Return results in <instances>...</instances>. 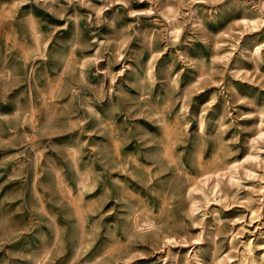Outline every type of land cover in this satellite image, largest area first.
I'll return each mask as SVG.
<instances>
[{
	"label": "rangeland",
	"instance_id": "rangeland-1",
	"mask_svg": "<svg viewBox=\"0 0 264 264\" xmlns=\"http://www.w3.org/2000/svg\"><path fill=\"white\" fill-rule=\"evenodd\" d=\"M92 1L35 4L50 42L32 77L35 122L24 117L30 58L8 46L7 20H0V62L20 67L0 76V264H35L45 253L42 264H164L167 235L183 243L174 246L179 264H241L245 242L264 264V20H244L264 17V0ZM74 6L82 14L78 30ZM20 40L32 44L28 34ZM257 43L260 51L250 52ZM59 75L68 91L54 99L43 90ZM162 111L178 126L183 166L154 160ZM113 133L123 157L137 155L151 175L132 163L121 169ZM215 153L254 156L238 162L233 184L223 176L216 199L192 214L190 200L200 194L187 176L201 178L197 155ZM85 170L97 183L84 194L96 204L82 233L57 176L76 196ZM118 178L152 208L157 228L135 225ZM194 249L199 260L186 254Z\"/></svg>",
	"mask_w": 264,
	"mask_h": 264
},
{
	"label": "bare ground",
	"instance_id": "bare-ground-1",
	"mask_svg": "<svg viewBox=\"0 0 264 264\" xmlns=\"http://www.w3.org/2000/svg\"><path fill=\"white\" fill-rule=\"evenodd\" d=\"M68 1L72 3L74 0ZM77 1L83 5L93 4L92 0ZM57 3L60 4V0H0V20H7L5 40L8 43V46L18 47L26 60L30 58V63L26 69V76L29 81V95L31 97L28 99V107L24 117L25 119H28L32 122L34 121L36 112V106L34 100L32 99V77L36 70V60L40 57H47V50L50 43L49 39H44L42 19L37 13L35 4L45 5L48 6V8L52 9L57 6ZM192 12L194 13V15L197 14V8H194ZM70 16L75 21L74 23H76L77 30L80 29L79 26L80 20L82 19V14L76 6H74L73 12L70 14ZM244 20L245 23H249L250 21L258 23L259 21L264 20V17L260 14H256L252 17H244ZM170 24H173L172 20H170ZM174 25H172L173 32L178 34L179 26L178 24L177 26ZM23 34H28L30 36V41L32 44L28 45L20 40V36ZM233 46L236 47V44H233ZM260 49L261 44L257 43L256 45L251 46L250 52L256 53L259 52ZM61 57H65L64 69H67L69 66V59H67L66 56ZM12 71L20 72V67L18 66V64L15 66H9L7 64V61L0 62V76L6 75ZM66 91H68V86L65 85L63 76L59 75L58 77L50 79L48 81L45 90H43V93L50 96L51 98L60 99ZM91 110L96 115L100 114V110H98L96 107H92ZM113 114L114 110L110 112L111 120L115 118V114ZM162 119L163 130L159 137L160 145L158 146L157 151L154 154V160L160 165L172 163L174 165L183 166L182 157L177 147L178 126L174 121L170 120L167 117L164 111H162ZM111 123L113 124V121H111ZM200 125L202 127L203 122H201ZM10 129H13V127H10ZM113 135L114 138L112 141V147L114 153L119 159V165L122 167L121 169L126 171L127 168L130 167L129 165L132 163L135 165V167L140 168L141 172L151 175V165L141 164L137 155L128 154L127 156L123 157L122 141L117 133H113ZM73 153L76 152L74 151ZM253 156L254 155L248 154L246 156V159ZM241 159V157H235L233 159H223L221 155L215 153L207 160L205 159L203 154L197 155L195 161L198 168L201 170L200 175H202V177L197 178V176L194 175L187 176L190 182L191 190L196 191L200 194L194 195L190 200L189 208L192 214L196 213V211H198L202 206H206L208 201H211L213 198L216 199L217 194L221 192V180L223 176H226L227 181L232 184L237 180L236 175L238 174V162L246 160ZM131 175H134V173L131 172ZM57 179L58 185L61 186L65 194L70 197L72 205L75 209V215L79 219V225L83 233L86 227V222L88 221L87 219L89 218V215L91 214L93 207L96 204V201L94 199H90L89 201L86 200L84 194L87 190L92 189L96 185L97 180L95 179V176L91 171H79L77 179L79 195L75 196L73 188L70 185H67V183L64 181V179L61 178L60 175L57 176ZM118 182L123 190H127L126 193L128 199L133 204L135 225L139 229L157 228L159 222L152 208L149 207L146 201L143 200L140 195L136 194L133 189H131L129 186L127 187L121 179L118 178ZM105 187L108 190V187ZM34 190L37 193L39 192L38 184L36 181L34 182ZM211 195H213L214 197L211 198ZM170 198L171 195L166 193L162 199L163 204L160 208V212L167 210ZM217 220L220 221V219ZM56 234L59 236V232H56ZM163 239L165 243H168L167 256L165 258L164 264H168V262L169 264H179L180 253L178 250H174V246H182L183 243L173 235H167ZM244 246H246L248 254L243 255L244 258L241 260V264H245L247 260H251L256 264H259L252 255V247L250 246L249 242H245ZM192 252L189 253V250H187L186 254L189 255V257H193L199 260L201 255L198 253L197 249H194ZM46 256L47 253H45L44 256L37 260L35 264H42Z\"/></svg>",
	"mask_w": 264,
	"mask_h": 264
}]
</instances>
